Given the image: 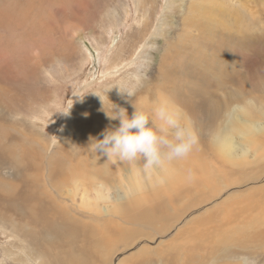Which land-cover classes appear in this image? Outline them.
I'll use <instances>...</instances> for the list:
<instances>
[{
    "label": "rangeland",
    "instance_id": "374dc122",
    "mask_svg": "<svg viewBox=\"0 0 264 264\" xmlns=\"http://www.w3.org/2000/svg\"><path fill=\"white\" fill-rule=\"evenodd\" d=\"M249 1L256 6L264 25V0ZM191 3L192 0H0V80H18L22 87L18 91L21 100L10 102L11 108L16 106L17 110H13L12 116L6 112L5 121L0 119V264H53L55 259L64 262L63 256L67 254L75 257L72 252H62L73 243L71 238L57 237L55 228L54 231L47 228L41 218L36 220L32 215L51 217V213H57L67 226L84 225L101 233L116 230L148 234V238L134 240L137 244L127 252H117V238L100 235L111 247L113 258L109 264H120L129 252L143 245L156 248L163 240H169L205 210L227 209L228 204L241 203L252 192L243 187L240 191L238 185L264 186V160L258 162L248 157L252 162L248 168H225L217 159L214 147H210L211 155L207 152L206 156L198 157L202 163L207 159L204 178L198 165H194L196 170L188 169L193 180L203 179L202 185H196L201 193L192 183L183 181L164 191L166 197L177 193L178 199V204L171 205L175 210L170 212L176 213L170 215L165 230L134 226L116 213L102 212L106 206L113 209L116 202H106L105 198L115 194L114 187L128 175L133 177L132 183H145L148 172L154 183H166L156 169H145L142 158L126 163L115 159L108 165L106 156L96 154L88 146L90 138L103 139L100 135L103 127L108 126V130L119 127V120L111 117L121 108L129 117L135 108L145 112L153 127L158 128L161 122L155 117L154 109L171 106L181 125L189 126L169 103L165 89L168 87L164 83L172 74L177 79L176 72L182 73L173 66L166 67L161 74L159 69L162 58L177 50L174 44ZM16 59L18 65L11 66L10 72L6 62L12 65ZM170 91L172 98L177 97L175 89ZM180 103L184 110L186 105ZM229 106L230 110L238 111L239 103ZM227 132L228 123L224 121L210 139L215 141ZM234 140L239 141L237 135ZM261 142L264 148V139ZM196 144L183 159L195 160L196 154L202 155L197 153ZM26 148L28 155L19 156L20 150ZM98 186L102 187L99 195L95 191ZM11 188H14L12 194ZM33 190L37 196L29 197ZM181 195L185 196L183 201ZM198 196L205 201L191 208ZM152 198L145 193L139 202L146 205V199ZM35 199L40 202L37 214L32 207ZM88 199L100 204V209L91 213L84 208ZM113 221L116 226L112 225ZM22 222L26 225L29 222V227ZM184 253L189 254L187 250ZM215 257L205 264L238 263L237 257L228 253L220 262H214ZM247 258L250 257L245 255L239 262L254 264Z\"/></svg>",
    "mask_w": 264,
    "mask_h": 264
},
{
    "label": "bare ground",
    "instance_id": "6f19581e",
    "mask_svg": "<svg viewBox=\"0 0 264 264\" xmlns=\"http://www.w3.org/2000/svg\"><path fill=\"white\" fill-rule=\"evenodd\" d=\"M192 2L187 14L182 18V29L174 44L177 50L162 58L159 73L161 74L168 66H173L182 73L181 75L176 72L177 79H174V74L170 76L169 81L165 79V86L168 87L165 89L170 98L169 103L190 123L186 129L194 137L195 143H198L197 153L202 155L196 154L195 160L192 158L175 160L166 162L162 167H154L166 183H154L148 172L145 183H132L133 177L126 176L123 183L114 187L115 194L107 193L108 197L105 198L106 202L111 200L116 202L113 204V209L110 210L108 206L102 209L104 214L116 213L127 223L147 226L154 231L165 230L170 215L176 213L170 211L175 210L171 205L177 202V193L167 198L164 193L166 189H173L176 184H180L177 182L183 181L187 184L192 183L196 190L201 191L196 185H202L203 179L193 180L188 169L196 170L194 165H198L202 171L201 178H204L203 170L207 166V159L205 158L202 163L198 157L206 156L207 152L211 155L210 147H214L217 159L225 168L231 166L236 170L248 168L252 165L248 157H253L258 162L264 160V148L261 142L264 139V25L259 11L249 0H192ZM19 58L21 59V56ZM6 65L11 72V66L18 65L17 59L16 63L13 62L11 65L7 61ZM234 78L235 82L232 81ZM6 80V82L5 79L0 80V119L4 121L3 115L6 112L12 116L13 110H17L16 106L13 109L10 104L22 98L18 95V91L22 88L18 80L10 79V82ZM171 89L178 92L177 97L172 98ZM182 101L186 105L184 110L181 109ZM233 102L239 103V112L230 110L229 105ZM169 110L173 108L170 106ZM224 121L228 123L229 132L217 136L215 141L210 139ZM103 128V131L109 129L108 126ZM235 135L238 136L239 141L234 140ZM20 147L22 148V144ZM28 152L27 148L21 149L19 156H27ZM112 161L115 159L109 160L107 164L111 165ZM205 178L209 177L205 176ZM77 186L81 184L78 183ZM247 187H249L247 183L237 186L240 191L251 189L252 192L241 203L228 204L227 209L205 210L202 215L189 220L183 229H178L169 240H163L157 247L155 246L156 248L143 245L137 251L129 252L120 264H205L216 255L218 256L215 257L214 262H220L226 253L235 255L238 259V263L226 264H242L239 261L245 255H248L250 258L247 259H252L254 264H264V186ZM101 188L99 186L95 188L98 195ZM210 188L215 189L212 186ZM10 192L14 193V188H11ZM145 193L154 198L146 199V205H143L139 201ZM31 196H37L35 190L31 191L29 197ZM181 197L183 201L185 196L181 195ZM36 200H33L32 207L37 214L40 212L38 205L40 202ZM204 201L205 199L198 196L196 203L191 204L190 207L201 206ZM100 206L93 199L84 202V208L89 212H96ZM56 214L51 213V217H44L42 214L31 216L36 220L42 219L47 228H55L59 233L57 237L66 235L73 240V243L62 252H72L75 257L67 254L63 256L64 262L55 259L52 261L53 264H78V262L109 264L113 258L111 247L106 239L100 236L101 234L118 239L117 252L131 251L137 244L133 243L134 240L148 238V234L143 232L139 234V231L124 233L114 230V233L107 231L101 233L84 225L70 227L59 220L61 217H57ZM45 215L49 214L45 213ZM114 221L112 225L116 226ZM159 222L160 227H158ZM22 223L26 225L25 222ZM29 225L28 222L26 226ZM104 226L109 229V225ZM84 227L87 229L84 230ZM48 234L51 236L50 232ZM185 250L189 254H185Z\"/></svg>",
    "mask_w": 264,
    "mask_h": 264
},
{
    "label": "clouds",
    "instance_id": "9594fccd",
    "mask_svg": "<svg viewBox=\"0 0 264 264\" xmlns=\"http://www.w3.org/2000/svg\"><path fill=\"white\" fill-rule=\"evenodd\" d=\"M154 114L161 122L158 128L153 127L145 112L135 108L129 117L121 108L111 117L119 120V127L106 129L100 134L103 139L90 138L89 147L106 156L107 160L133 162L142 158L146 170L186 158L195 144L192 134L167 106L156 107Z\"/></svg>",
    "mask_w": 264,
    "mask_h": 264
}]
</instances>
